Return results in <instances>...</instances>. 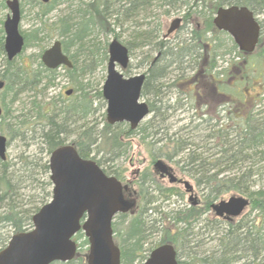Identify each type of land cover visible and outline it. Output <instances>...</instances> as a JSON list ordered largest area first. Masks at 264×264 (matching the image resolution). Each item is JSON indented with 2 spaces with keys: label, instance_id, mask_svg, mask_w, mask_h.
Segmentation results:
<instances>
[{
  "label": "trees",
  "instance_id": "1",
  "mask_svg": "<svg viewBox=\"0 0 264 264\" xmlns=\"http://www.w3.org/2000/svg\"><path fill=\"white\" fill-rule=\"evenodd\" d=\"M35 1L33 6H37V23L23 33V48L30 42L43 43L55 32L61 36L62 49L73 63L71 68L63 67V69L69 75L75 96L60 105L55 101L44 103L37 100L38 94L35 90L38 87L44 89L43 87L53 82L56 69L44 67L41 60L35 68L22 64L17 66L13 60L9 61L4 57L5 66L0 72V79L4 81L0 89V133L7 134L10 137L9 140L16 136L26 140L29 136L28 134L25 136L26 129L20 128L24 122H29L25 119L24 113L13 117L15 122L11 121V106L26 89L34 91L33 99L29 101L28 109L33 112L30 118L33 117L41 123L38 130L40 137L38 151L28 154L22 152L19 155L20 165L17 168L13 167L16 163L0 159V248L5 245L12 233L31 228L32 215L50 198L51 182L49 177H44L49 172V168L47 158L44 157L49 155L55 147L64 144L67 134L73 132L75 137L70 142L77 148L81 157L87 158L90 157L89 152L93 146H96L99 138H102L106 144H111L112 148L119 150L123 146L119 137L122 134L129 137L134 133V129L129 125L119 132L114 129V124L105 123L102 128H97L94 123L89 124L88 118L95 111L93 105L95 96L102 97V94L98 91L93 96L85 89L82 80L79 79L77 65L80 54H84V59L89 61L88 65L106 58L105 51L99 55L96 53L99 47L89 45L87 38L92 34L94 26L105 25L109 19L114 27L121 26L126 20L131 19V24L135 28L132 30V40L128 43L135 44L139 48L145 46L148 48L143 52L140 62L146 67L141 96L147 97L149 111L154 114L150 127L158 128L157 124L168 118V111L177 109V105H182L180 98H176V103L172 105V97L167 93L176 85L179 86L180 82L187 84L194 82L195 79H199L200 82L205 80L203 89L197 88L194 84L191 87L187 86L189 90H181V93L186 98L187 94H191L195 102L201 98L205 99L208 108L220 96V98L224 97L213 115H208L205 111L199 115H196L197 113L192 115L193 119L198 120L194 126L204 124L202 129L207 130V133L202 136V139H211L212 147L209 148L213 149V152L203 151L199 143L191 140V136L182 135V132L178 130L168 135L164 133L157 139L158 142L166 137L162 145L171 147V153L165 155L171 159L173 155L184 153L182 158L180 157L182 164L187 170L194 172V175L198 174L197 184H202L207 189L209 203L224 193L237 192L251 199L252 207L250 208L257 212L256 218H249L235 226L231 224L219 232L222 252L217 254L213 252L212 255L190 252L191 254H187L185 259H179L178 263L264 264V190L252 189L254 181L252 179L264 171V164L258 163L264 160V106H262L264 105V85L259 90H255L254 87L255 83L261 85L262 82L264 83V73H258L255 67V64H259L261 60L264 61V21L261 23L262 29L255 49L245 53L238 50L236 44L231 41L232 44L228 50H233L241 58L227 62V65L220 69H217V60L221 56L217 50L220 44L213 42V38L207 35L211 32H220L212 22L213 14L219 6L245 5L254 14H264V0H89L87 3L78 0L74 4L75 9H70L65 15H58L51 22H48L46 14L64 0H48L45 3L41 0ZM162 4L168 5L164 11L166 13L170 8L179 9L187 6L184 18L197 23L191 29V35L188 38L172 44L167 43L160 38L161 23L154 22V25H151L153 21L147 20L144 17L145 14L140 22L135 19L141 12H146L147 7L152 5L160 7ZM74 12L77 13L73 15ZM190 13L196 16L188 17ZM2 32L0 27L1 54L4 53ZM125 45L129 48L127 44ZM70 47H75L72 52L69 51ZM43 50L44 44L38 56H41ZM154 51H159V55L154 56ZM257 76L261 77L259 81ZM195 102L191 107L194 112L196 111ZM204 103L200 102V110ZM235 111L238 112L235 114ZM210 120L214 122L211 123ZM181 129L184 128L181 127ZM35 170L44 177L42 180L41 175L39 178L34 177ZM225 171L232 174L223 176ZM31 177H33L31 183H35L32 185V189L35 190L33 193H29L26 189ZM147 179L151 186L154 185L152 187L154 191L164 189L156 183L154 178L147 176L144 172L136 183L137 188L134 184H129L125 190V192L136 190L142 203L138 205V210L126 225L123 242L120 245V264L133 263L137 257L145 258L147 254H142L144 251L142 244L147 235L155 228L157 231L158 226L164 227L165 221L162 218L149 219L148 210H153L154 213H158V210L157 207L150 206L155 196L150 192L152 189L149 185L145 186ZM171 190L173 189H166L168 192ZM197 213L200 212L190 208L183 216H173V222L176 220L178 224L174 222L173 227H164V229L162 227L159 231L160 239L156 245L169 242L178 249L180 245L192 242L188 225L191 222L190 218ZM163 218L169 219V215L165 213ZM250 222L252 223L249 224ZM80 236L81 233L76 235L77 238ZM83 243L87 244L86 238ZM51 264H86V262L84 255L79 253L67 262L54 261Z\"/></svg>",
  "mask_w": 264,
  "mask_h": 264
},
{
  "label": "rangeland",
  "instance_id": "2",
  "mask_svg": "<svg viewBox=\"0 0 264 264\" xmlns=\"http://www.w3.org/2000/svg\"><path fill=\"white\" fill-rule=\"evenodd\" d=\"M34 1L35 0H19L20 8H21L19 30L22 34L26 33L27 29H29L30 27L36 26L37 6L36 5L33 6ZM81 1L87 3L89 0H81ZM77 2L78 0H72V1L64 0V2H60L59 4L54 6V8H52L49 11V13L46 14L45 17L48 19V22L54 21L58 15L61 14L65 15L70 9H75L76 6L74 4ZM5 3L6 0H0V27H2V30H3V22L7 14L10 12L9 8ZM167 7L168 5L165 4L164 5L162 4V6L160 7L154 5L149 6L147 7L146 12H141L137 17H135V19L139 20L140 22L145 17L147 18V20L153 21L151 25H154V22L161 23L162 35L160 38L162 40H165L167 43L172 44L182 39L188 38L191 35L190 34L191 29L194 28V26L197 25V23L193 22L191 19L184 18V14L187 12V6H182L179 9H175L173 7L170 8L168 13H166L164 11L165 9H167ZM198 9H200V7H198ZM76 13L77 12H74L73 15H75ZM256 15L258 20L264 21V14L259 13ZM192 16L195 17L196 15L194 13H190L188 15V17H192ZM176 17H181L180 27L176 31L168 35L167 38H165L163 34L166 33V29L170 26L172 20ZM74 19L76 20V18ZM108 21L106 22L107 24L105 25L102 26L98 25L100 27L94 26L92 34L89 36L91 37L92 40L91 39L89 40V37L87 38L90 46L99 47V51L96 53L100 55L102 51L106 52V58L101 61L96 60L92 63V65H88L89 61L84 59V54H80V57L77 58L79 79L82 80V84L85 87V89L89 91L90 94H93V96L96 95L98 91H101L102 84L105 80L107 73L106 65L108 59V44L113 38H117L119 41L129 46V64L126 69L125 68L121 69L126 76L134 75L137 73H143L146 70V67L141 65L140 60L143 58V52L148 48L146 46L143 48H139L135 44L128 43L129 41L132 40L131 39L132 30L135 28V26L131 24L132 23L131 19L126 20L123 23V25L121 26L119 25L115 27L110 23L111 22L110 19ZM2 34L4 35V32H2ZM207 35L213 38V42L215 43L219 42L220 44L217 50L219 53H221V56L218 57L217 60L218 61L217 69L225 67L227 65V62L229 63L230 61L237 59V55L234 53V51L228 50V48L232 44L231 42L232 39L227 33L220 31L217 33L211 32ZM61 38L62 37L55 32L53 33V36L50 39L43 41V43L30 42L13 59L14 64L17 66L22 64L23 66H31L34 68L37 67L38 61L40 60V56H38V53L41 52V46L44 44V49H45L49 47L55 39H61ZM74 48L75 47H70L69 51L72 52ZM157 55H159V51H154V56ZM4 57L6 58L5 54L0 53V72L5 66ZM117 67L120 68L119 65H117ZM255 67L258 73L259 72L262 74L264 73V61L261 60L259 64L258 63L255 64ZM237 74L239 75V73ZM257 78L258 81L261 79V77L258 76ZM263 85H264L263 82L262 85L259 83H255L254 84L255 90L261 89ZM187 86L191 87V85H189V82L187 83V85L186 83L182 84L180 82L179 86L176 85L171 89V91L167 92L168 95L172 97L171 98L172 105L176 103L175 102L176 98H180V103H182V105L181 106L177 105V109L175 110L171 109V111L167 112V114L169 113L168 118H166L163 122L160 121V123L157 124L159 129L153 126L150 127L154 115L152 112H150L139 123V125L136 128H134V133H132L129 137L124 136L123 134L119 137V141L123 145L119 150L112 148L111 144H106L105 142H103L102 138H99L97 140L96 146H93L91 152H89V156L91 158H93L96 161H99L98 164L106 172L117 175L122 183H126L127 180L131 178L132 181L130 184H134V187L137 188L136 183L138 182L140 176H142L143 173L145 172L147 176L154 178L157 181L156 183L158 185L164 187V189H162L161 191L158 190L154 191L152 189L154 185L151 186L150 181L148 179L147 182L145 183V186L149 185L150 189L153 190V192L152 190L150 192L155 196V200L150 203V206H155L157 207L158 210V213L157 212L154 213L153 210H148L149 219L156 218L158 220L162 218L163 221H165L164 222L165 228L173 227L174 222H177L176 220H174L173 222L172 220L173 216L174 217L183 216L190 209L191 200L189 196L191 194L195 195V197L198 198L200 205H196L195 209L196 210L199 209L198 211L200 213L193 215V218H190L191 221L190 225H188L189 232L192 234V236L190 237L192 239V242L186 243L185 245H180V247L178 248V253H179L178 258L180 260L185 259L186 255L191 253L192 254L197 253L199 255H207V254L212 255L213 252H215L216 254L218 252L219 253L222 252L223 249L222 244L219 242L221 233L219 232L223 231L224 229V227L222 226L223 223L222 224L218 223L210 215L212 213V209L210 205L209 208L206 207V202L209 200L208 193H207V189H205V187L202 184H197L196 179L198 174L196 173L194 175V172L187 170V168L183 166L182 164L183 161L181 160V158L182 155H184V153L173 155V157H171L170 159L165 154L169 153L170 155L171 147L169 146L165 147L162 145V143L166 140V137H164L162 140H159L157 142V139L161 137L162 134L166 133L168 135L179 130V132H182V135L191 136L192 137L191 140L193 139L195 143H199V145L202 146L203 151L209 150L213 152V149L209 148L212 147L211 139L209 140L202 139V136L205 133H207V130L202 129V126L204 124H201L199 126H194L198 121L197 118L193 119L192 117V115H194L195 112L191 107L192 104L195 102V99L191 96V94H187L188 96L186 98L185 95L181 93V90H187V89L189 90ZM43 88L44 89H42V87H38L35 91L38 94L37 100H40L42 102L44 101V103L48 101L50 102L55 101L58 105H60L61 103L67 102L69 99L75 96V91L73 92V87L70 83L69 75L62 67L57 68L56 77L53 80V82H51L50 84L46 85V87ZM68 89H71V93L69 95L65 93V91ZM33 93L34 91H29L28 89H26L23 93L20 94V98L16 102H14L13 106H11V116H12L11 121L15 122L14 121L15 118L13 117H15L17 114L20 113H24L25 119H28L27 121H29V122H24L20 127L27 130V132L26 130H21L26 132L25 136H27V134L29 135L27 136L26 140H21V136H16L12 140L8 141L6 147V156H7L6 159L10 163L13 162L16 163L13 165L14 168H17L20 165L19 155L22 152L24 154H28L39 150L38 146L40 145L39 144L40 137L38 134L39 132L38 130L40 129L39 126L41 121L36 120L33 117L30 118V114L32 111L30 112V110L28 109L30 107L29 101L33 99ZM252 94L253 91L251 92V95ZM68 96L70 98H68ZM146 98H147L146 96H142L141 99L146 100ZM219 98L212 104V106L208 108V110H206L208 115L214 114L216 107L224 97L220 99ZM51 105L52 104L50 103V106ZM93 105L95 107V111L88 118L90 122L89 124L94 123L97 125V128H102L103 125L107 123L106 101L103 97L95 96ZM237 112L238 111H235V114ZM210 122L212 123L214 122V120H210ZM125 126H128V123L126 122L115 123L114 129L120 132L122 131V129L123 130L125 129ZM181 127H183L184 129L180 130ZM72 133L73 132H70L69 134L66 135L67 136L65 140L66 143L70 142L75 137V135ZM5 135L10 139V137L7 134ZM44 158H48V155H45ZM157 158H161L163 159V161L169 164L174 171V175L178 179L181 178L189 181V183L193 185V192L190 193L189 191H187L186 187L182 182H178V181L169 182L167 176H165V178H160L159 174L154 172V167H153V163ZM258 163L264 164V160L258 161ZM33 174L34 177L37 178H39V176L41 175L36 170L34 171ZM229 174L232 173L225 171L223 172L222 175L225 176ZM48 176H49V172L44 175V177L47 178ZM44 177H42L41 175L40 179L42 180V178ZM32 180L33 177H31L30 180L27 182L26 189L28 190L29 193H33L35 191L32 189L33 188L32 185L35 184L34 182L31 183ZM252 180H254L252 182L253 190H258V188L264 190V171H262V173L255 176ZM166 189L167 190L173 189V190H171V192H168L166 191ZM233 193L236 194L237 192L230 191L224 193L219 197H217L216 199H212V201L210 202L213 201L218 202L220 199L228 198ZM237 194H241V193H237ZM241 195L247 197L244 194ZM137 202L138 205L139 204L141 205L142 203L140 199ZM250 207H252L251 199H249V203L247 207L243 210L238 221L243 222L252 217L256 218L255 216L257 215V212L255 210H252ZM165 213L169 215V219L163 218L165 216ZM132 216L133 214L129 213V217L117 216L114 219V224H115L114 229H116L114 238L117 244L119 245H121L123 242L122 238L125 233V228L127 227L126 225L130 221ZM252 222H250L249 224H251ZM162 227L163 226H158L157 231L155 230L156 229L155 228L153 232L147 235L146 240L142 244V247L144 249V251L142 252L143 255L148 254L149 250L153 246H155L156 243L159 241L160 239L159 231ZM84 239L85 237L82 233L81 236L78 237V239H76L79 244L78 252L80 254H84L87 251L88 245L86 243H83ZM143 259L137 257L134 260V262L130 264H140L143 261ZM236 264H239V262Z\"/></svg>",
  "mask_w": 264,
  "mask_h": 264
},
{
  "label": "water",
  "instance_id": "3",
  "mask_svg": "<svg viewBox=\"0 0 264 264\" xmlns=\"http://www.w3.org/2000/svg\"><path fill=\"white\" fill-rule=\"evenodd\" d=\"M46 1V0H44ZM10 13L4 22L3 49L8 60L13 59L24 44L18 29L20 8L18 0H6ZM180 18L172 20L167 32L179 25ZM213 23L226 31L239 50L251 52L259 37L260 26L253 11L245 5L219 6ZM41 59L49 68L59 65L72 66L69 57L62 51L56 39L46 48ZM129 61L128 48L116 38L108 45L107 74L102 85L106 100V119L109 123L126 121L131 128L149 113L140 91L144 73L124 76L116 68L118 63L125 68ZM3 81L0 80V88ZM71 91L67 90L66 94ZM1 112V109H0ZM5 135L0 134V158H6ZM49 178L52 183L51 198L31 217L32 229L11 235L0 249V264H49L73 257L76 250L71 237L80 229L89 242L87 264H120V251L112 239L111 221L116 212H125L133 202L123 197V185L115 176L106 175L92 159L82 158L71 143L53 149L48 158ZM161 175L174 176L170 166L161 159L154 163ZM187 190L192 186L184 180ZM249 200L241 195H231L211 205L217 215H239ZM83 216H86L81 222ZM141 264H178L177 252L171 243L154 247Z\"/></svg>",
  "mask_w": 264,
  "mask_h": 264
},
{
  "label": "flooded vegetation",
  "instance_id": "4",
  "mask_svg": "<svg viewBox=\"0 0 264 264\" xmlns=\"http://www.w3.org/2000/svg\"><path fill=\"white\" fill-rule=\"evenodd\" d=\"M258 19V18H257ZM259 22H260V25H261V23H263V20H258ZM261 29H262V27H261ZM191 83V84H190ZM189 83V85H191V86H194V84H195V86L197 87V88H200V87H202V89L204 88V85H205V80H203V82H200V80L198 79V80H196L195 79V81L194 82H190ZM187 85V84H186ZM200 102H205V99H199V101H197V102H195L196 103V111H195V113H197L196 115H199V114H202V113H204V111L205 112H207L206 110H208V103L207 102H205L204 103V105H203V107H202V109L200 110L199 109V104H200ZM198 122V121H197ZM156 171V173H157V170H155ZM158 174H159V177L160 178H165V174H163V175H161L160 174V172L158 171ZM168 177V176H167ZM168 180H169V177H168ZM131 181H132V179L130 178V179H128L127 180V182H128V184H130L131 183ZM174 181H178V182H181V180H174ZM123 184H125V183H123ZM131 192V194L133 193V191H130ZM134 194H135V192H134ZM130 193L128 194V197L130 198ZM123 197H124V200H125V191H124V195H123ZM133 197V196H132ZM190 197V196H189ZM135 199V201H134V203L135 202H137L138 200H139V196H137V198H134ZM190 200H191V202L190 203H193V204H191L190 205V208H192L193 209V211H198L199 209H195L196 207V205H200V203H199V201H198V198L197 197H195V195H193L192 194V196L190 197ZM204 203V202H203ZM208 204L210 205V203H209V201H208ZM200 210H202V209H200ZM209 210V209H208ZM199 212V211H198ZM204 212V211H203ZM209 212V211H208ZM241 214L242 213H240L239 215H236V216H227L226 214H223V215H216L214 212H212L210 215L218 222V223H223V227H224V229L226 228V227H229V225H233V226H235V225H238L239 223H240V221H238L239 220V217L241 216ZM123 217V216H127V217H129V212H123V213H120V214H117L116 216H115V218L116 217ZM114 224V223H113ZM128 224V223H127ZM223 229V230H224ZM178 257H179V253H178Z\"/></svg>",
  "mask_w": 264,
  "mask_h": 264
},
{
  "label": "bare ground",
  "instance_id": "5",
  "mask_svg": "<svg viewBox=\"0 0 264 264\" xmlns=\"http://www.w3.org/2000/svg\"><path fill=\"white\" fill-rule=\"evenodd\" d=\"M48 48V47H47ZM3 85H4V82H3ZM3 85H2V87H3ZM1 159V158H0ZM1 160H6V159H1Z\"/></svg>",
  "mask_w": 264,
  "mask_h": 264
}]
</instances>
